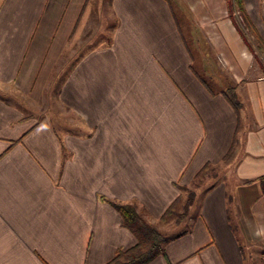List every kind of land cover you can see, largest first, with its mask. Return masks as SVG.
<instances>
[{
  "label": "crops",
  "instance_id": "0c3cea01",
  "mask_svg": "<svg viewBox=\"0 0 264 264\" xmlns=\"http://www.w3.org/2000/svg\"><path fill=\"white\" fill-rule=\"evenodd\" d=\"M89 1L0 0V264H107L137 243L112 202L163 222L239 138L233 178L212 183L189 227L146 264H247L243 242L264 245V77L237 84L240 108L208 89L171 0H111L109 41L61 67L58 100L77 131L60 135L18 101L40 99ZM245 7L264 41V0Z\"/></svg>",
  "mask_w": 264,
  "mask_h": 264
},
{
  "label": "rangeland",
  "instance_id": "374dc122",
  "mask_svg": "<svg viewBox=\"0 0 264 264\" xmlns=\"http://www.w3.org/2000/svg\"><path fill=\"white\" fill-rule=\"evenodd\" d=\"M171 1L181 25L182 33L187 40V45L190 51H192L194 68L213 90L228 86H238V83L250 80L253 77L255 78V75L258 74L264 77L259 59L255 54L259 55L260 61L263 63L264 59L256 49V42L247 30L239 10L234 8L237 24L243 28L255 49H251L240 35L234 24V20L229 15V0ZM89 8L81 20L74 38L68 44L65 53L62 54V58H60L54 74L50 76V80L42 95H40V99L36 103L26 95H22L23 97L20 100L18 99L24 106L26 113L32 114V117L40 119L41 116L47 114L60 135L68 131H77L79 123L78 115L71 113L58 100L59 82L62 81V77L68 69V66H66L64 71L59 74L64 68L61 67L70 61L73 62L79 54H83L90 48L108 42L111 36V29L115 23V17L111 9V0H90ZM226 24H228L238 44L243 47V55H241V52L234 51L232 47L231 50L223 42V33L227 31L225 30ZM229 57H231L230 63L227 60ZM250 63L253 66L252 71L249 74H244L245 70H247L246 68L249 69ZM240 68L242 72H240ZM236 72L237 75H235ZM52 80L54 82V90L53 87L50 89V82ZM240 107L241 105L238 106V108ZM241 146L242 140L239 138L237 139L236 149L231 158H227L220 165L209 167L199 180L184 187V196L178 206L176 205L174 214L163 222L155 223V226L165 236L176 235L185 227H189L191 222L190 216H193L199 210L200 197L209 190L212 183L224 178L227 174H230L229 177L233 178L236 161L240 158L243 151ZM227 180L229 179L227 178ZM190 191H194L195 193L194 200L188 209L187 216L181 219L179 214L184 211V205ZM257 241L250 240L251 243L248 244L244 241L242 244L247 264H257L258 261L254 257L255 248L260 249V255H264L263 242Z\"/></svg>",
  "mask_w": 264,
  "mask_h": 264
},
{
  "label": "trees",
  "instance_id": "16d2710c",
  "mask_svg": "<svg viewBox=\"0 0 264 264\" xmlns=\"http://www.w3.org/2000/svg\"><path fill=\"white\" fill-rule=\"evenodd\" d=\"M229 15L234 20V24L237 27L240 35L247 43V45L251 49H256L262 55L264 59V41L260 36L257 28L255 27L254 23L252 22L246 7H245V0H229ZM234 8L238 9L247 30L253 36L255 40V47L253 43L248 39L247 34L244 32L243 28L237 24L235 15H234ZM256 57L259 59L261 69L264 73V63L260 61L259 55L255 54ZM199 75V74H198ZM200 79L204 82V84L213 91V89L209 86V84L199 75ZM237 86H228L220 91L223 92L228 100L234 105L238 107L240 105V101L237 98ZM210 166H205L197 175L194 182L199 180L205 171L208 170ZM262 179L264 178L261 177ZM195 193L194 191H190L186 204L184 205V211L179 214V217L182 219L187 216L188 209L190 205L193 203ZM112 204L116 207V209L121 213L124 221V225L128 227L136 236L137 243L125 249L118 250L115 257L108 262L107 264H146L156 256L165 253V243L168 242L170 239H173L178 236H165L163 232H161L155 225L151 224L143 215L138 211L135 204L132 203H117L112 202ZM176 211V203H173L165 212V214L160 219L161 221H165L169 216L173 215ZM182 221V220H181Z\"/></svg>",
  "mask_w": 264,
  "mask_h": 264
}]
</instances>
